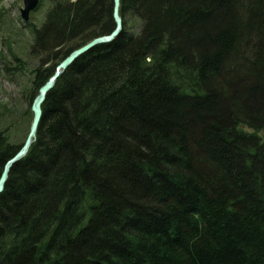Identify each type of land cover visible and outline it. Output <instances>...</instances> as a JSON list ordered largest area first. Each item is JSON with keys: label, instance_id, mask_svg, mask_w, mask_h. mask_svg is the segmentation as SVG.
I'll return each mask as SVG.
<instances>
[{"label": "trees", "instance_id": "1", "mask_svg": "<svg viewBox=\"0 0 264 264\" xmlns=\"http://www.w3.org/2000/svg\"><path fill=\"white\" fill-rule=\"evenodd\" d=\"M119 15L9 171L0 264H264V0H120ZM113 29V0L52 2L31 29L29 121L56 66Z\"/></svg>", "mask_w": 264, "mask_h": 264}, {"label": "rangeland", "instance_id": "2", "mask_svg": "<svg viewBox=\"0 0 264 264\" xmlns=\"http://www.w3.org/2000/svg\"><path fill=\"white\" fill-rule=\"evenodd\" d=\"M55 1L39 0L37 8L24 22L20 15L22 0H0V132L10 133V141L15 144L21 142L23 145L28 136L33 114L29 121V116L22 113L26 106L24 94L31 74L39 66L40 57L44 54L31 53L32 25L38 28L42 24L50 5ZM22 64L23 68L18 69ZM5 69L11 71L6 72Z\"/></svg>", "mask_w": 264, "mask_h": 264}, {"label": "water", "instance_id": "3", "mask_svg": "<svg viewBox=\"0 0 264 264\" xmlns=\"http://www.w3.org/2000/svg\"><path fill=\"white\" fill-rule=\"evenodd\" d=\"M23 7L20 9V15L21 18L24 20V22H27L29 19V15L31 12H33L39 3V0H22ZM119 7H120V0H113V18H114V29L112 32L103 37L95 38L89 43L85 44L84 46L74 50L71 52L63 61H61L58 66L55 68V72L52 77L49 78V80L38 90V96L35 98L31 111L33 114V118L30 124L29 134L24 142L22 148L19 150L18 153H16L10 160H8L2 169L1 175H0V193L4 189V184L7 180L8 172L13 164L18 162L20 159H22L27 151L29 146L31 145L36 130L38 128V125L41 120V105L43 104L47 93L51 90L53 87L55 81L58 79V77L69 67L71 66L75 60L80 58L82 55L86 54L90 50H92L94 47L104 44V43H110L112 42L122 31V19L119 15ZM149 61V59H148Z\"/></svg>", "mask_w": 264, "mask_h": 264}, {"label": "bare ground", "instance_id": "4", "mask_svg": "<svg viewBox=\"0 0 264 264\" xmlns=\"http://www.w3.org/2000/svg\"><path fill=\"white\" fill-rule=\"evenodd\" d=\"M54 72H55V71H54ZM52 76H53V75H52ZM55 82H56V81H55ZM54 84H55V83H54ZM53 86H54V85H53ZM51 89H52V88H51ZM50 91H51V90H50ZM47 94H48V93H47ZM37 96H38V95H37ZM34 100H35V99H34ZM34 100H33V102H34ZM44 101H45V100H44ZM43 103H44V102H43ZM32 104H33V103H32ZM31 107H32V106H31ZM41 108H42V105H41ZM41 113H42V110H41ZM29 129H30V128H29ZM37 129H38V128H37ZM36 132H37V130H36ZM28 134H29V132H28ZM27 137H28V136H27ZM35 137H36V134H35ZM35 137H34L32 143H31V145H32L33 142H34ZM26 139H27V138H26ZM25 141H26V140H25ZM31 145L29 146L28 151H29ZM22 146H23V145H22ZM22 146H21V148H22ZM21 148H20V149H21ZM20 149H19V150H20ZM19 150H18V152H19ZM28 151H27V153H28ZM18 152H17V153H18ZM27 153H26V155H27ZM26 155H25V156H26ZM25 156H24V157H25ZM24 157H23V158H24ZM23 158H22V159H23ZM22 159H20V160H22ZM9 160H10V159H9ZM20 160H19V161H20ZM19 161H18V162H19ZM16 163H17V162H16ZM13 165H14V164H13ZM13 165H12V166H13ZM12 166H11V167H12ZM10 169H11V168H10ZM9 171H10V170H9ZM8 174H9V172H8ZM0 175H1V174H0ZM7 178H8V176H7ZM6 181H7V180H6ZM5 183H6V182H5ZM4 185H5V184H4ZM1 193H2V192H1ZM1 193H0V194H1Z\"/></svg>", "mask_w": 264, "mask_h": 264}]
</instances>
